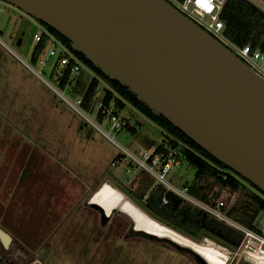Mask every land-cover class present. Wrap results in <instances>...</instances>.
Wrapping results in <instances>:
<instances>
[{
  "label": "rangeland",
  "instance_id": "rangeland-1",
  "mask_svg": "<svg viewBox=\"0 0 264 264\" xmlns=\"http://www.w3.org/2000/svg\"><path fill=\"white\" fill-rule=\"evenodd\" d=\"M248 1L264 13V3ZM224 29L225 37L230 39ZM36 32L45 37L41 52L46 59L44 66L38 63L36 54L33 59L38 44ZM19 38L21 43L16 45ZM0 39L13 52L0 43V228L13 237L9 248L2 249L1 264H199L190 251L170 241L145 237L147 234L135 229V222L126 212L111 211L104 221L91 207L93 188L104 179L115 182L135 205L139 203L134 194L137 189L131 191L134 185L129 183L136 164L130 173L120 172L122 167L117 164L116 175L111 161L120 152L118 144L139 156L162 145L171 148L162 141L163 130L128 103L117 114L132 119L135 132L128 127L112 130L91 111H86L87 115L113 140L86 123L24 62L40 70L44 79L72 101L80 92H74L71 85L76 84L81 91L94 72L80 60L71 84L61 88L57 76L63 66L54 56H48L51 39L45 26L4 1L0 2ZM107 86L98 79L95 102ZM178 158L179 163L173 165L167 178L178 185L195 183V168L186 158ZM232 176L233 185L209 176L212 182L204 187L215 196L228 197V208L239 209L243 201L264 200L246 181ZM252 221L257 227L264 225V210H257ZM241 262L239 255L229 254L226 264Z\"/></svg>",
  "mask_w": 264,
  "mask_h": 264
},
{
  "label": "water",
  "instance_id": "water-1",
  "mask_svg": "<svg viewBox=\"0 0 264 264\" xmlns=\"http://www.w3.org/2000/svg\"><path fill=\"white\" fill-rule=\"evenodd\" d=\"M1 1L59 32L104 76L264 194V75L168 0ZM92 206L108 220L101 205ZM0 240L10 242L2 228Z\"/></svg>",
  "mask_w": 264,
  "mask_h": 264
},
{
  "label": "trees",
  "instance_id": "trees-1",
  "mask_svg": "<svg viewBox=\"0 0 264 264\" xmlns=\"http://www.w3.org/2000/svg\"><path fill=\"white\" fill-rule=\"evenodd\" d=\"M220 18L225 23L224 32L232 41L240 46L250 44L253 48L264 52V13L257 10L253 4L246 0H225L224 7L220 12ZM40 23L44 25L43 22ZM47 28L67 47V49H69L79 60L84 62L94 72V75L81 91L77 90L76 84L71 85L74 92H80L77 96L81 97V106L83 109L94 112L97 119L101 121L103 118L102 111L100 109L95 110V104L98 100H101L105 106L113 105L116 113L124 110L128 103L154 121L165 134L162 141L169 146L176 148V156L186 158L195 168L197 181L193 184H189V191L203 201L213 203L220 197L219 194H216L215 196L212 192L205 189L204 185L209 184L208 182H212L208 181L209 176L215 178L216 181H219L222 184H234L235 178L228 174L229 172L227 169V171H225L226 179L218 174V167H225L223 164L214 159L163 116L154 115L145 104L138 101L137 98L118 81L110 80L104 76L100 70L95 68L81 53L73 51L70 48L69 40L59 32L49 26H47ZM43 39L45 38L42 37L41 40L37 42L38 44L33 52V59L36 55L39 56L38 54L42 50ZM74 64L75 61L71 59L70 62L62 68V75L58 80L61 88L67 87L73 81L74 77L71 76V67ZM98 79L104 80L108 86L103 89L102 97L95 102L94 94L98 88ZM121 118L127 122L129 120L125 117ZM124 127H128L130 131L135 132L134 126L129 127L128 124H125ZM157 150L165 151L167 148L162 145L158 147ZM234 174L236 177V173ZM237 177L243 179L239 175ZM243 180L247 182V180ZM143 181L145 185L142 190L139 187L134 191V194L139 202H137V205L150 217L197 242H199L202 237L207 236L230 250H236L239 247L242 241V234L238 230L171 193L167 194L169 202L164 204L162 202V186L154 185V181L149 175L144 177ZM260 209L264 210V200L259 203L243 201V204L239 209L236 206L228 208L226 203L225 212L242 224L259 231V228L256 225H253L252 220L256 211ZM242 211L244 215L242 214ZM145 237L152 240L167 241L149 235H146ZM199 264L201 263L199 262Z\"/></svg>",
  "mask_w": 264,
  "mask_h": 264
},
{
  "label": "built area",
  "instance_id": "built-area-1",
  "mask_svg": "<svg viewBox=\"0 0 264 264\" xmlns=\"http://www.w3.org/2000/svg\"><path fill=\"white\" fill-rule=\"evenodd\" d=\"M168 1L180 11L191 17L201 27L209 31L220 41L227 42V39L223 33V21L220 19V12L222 10L224 0ZM45 31L48 37L51 39V46H49L48 49V56H54L56 58V63L62 65L63 67L66 66L71 59H73L75 61V64L71 67V76H73V74L77 73L79 70L80 60L49 30L45 29ZM42 37H44L42 34L38 32L34 33V38L36 41H40ZM0 43L12 52L11 47L7 45L2 39H0ZM230 48L235 51L244 61L251 63L264 75V52L253 48L250 44L243 46H235L231 44ZM38 63L41 66H44V64H46V59L42 56H38ZM24 64L35 75L40 77L51 89L60 94L63 100L72 109L78 112L90 125L96 127L104 136L113 140L107 131L98 126V124L87 115L86 110L81 106L82 100L80 96H77L74 101L70 100L69 98L65 97L51 82L44 79L40 70L35 68L30 63L24 62ZM59 75H62V72ZM96 108L100 109L103 113V118L101 121L106 122V124L110 126V129L112 130H121L125 124H128L131 127L134 126L132 121L128 120L127 122L126 120L122 119L120 115L115 112L113 105L105 106L101 100H98L96 103ZM118 147L122 155L126 159H129L131 164H136V168L145 171L153 179L154 185L162 186V202L164 204L169 202L167 194L171 193L178 198L190 203L194 207L202 210L203 212H206L214 218H217L218 220L238 230L242 234V241L236 250H230L226 247L229 252L228 256L229 254L239 255V257L242 258V261L247 260L246 258L248 256H255V254L258 256H264V225L258 227L259 231H257L242 224L233 217H230L225 212L228 197L220 196L213 203L206 202L191 194L189 191V185L187 183L178 185L172 183L167 178V174L173 165L179 163V158L176 156V148H167L165 151L157 149L155 151H144L139 156L119 144Z\"/></svg>",
  "mask_w": 264,
  "mask_h": 264
},
{
  "label": "bare ground",
  "instance_id": "bare-ground-1",
  "mask_svg": "<svg viewBox=\"0 0 264 264\" xmlns=\"http://www.w3.org/2000/svg\"><path fill=\"white\" fill-rule=\"evenodd\" d=\"M92 201L101 204L107 213L114 209L126 212L135 222L133 223L135 229L152 233L156 237L168 238L181 246L191 248L203 256L209 264H225L228 259V250L223 245L209 237H205L202 242H197L170 229L150 217L137 204L135 205L122 193L107 184L92 197ZM246 259L255 264H264V256L255 254V256H248Z\"/></svg>",
  "mask_w": 264,
  "mask_h": 264
},
{
  "label": "crops",
  "instance_id": "crops-1",
  "mask_svg": "<svg viewBox=\"0 0 264 264\" xmlns=\"http://www.w3.org/2000/svg\"><path fill=\"white\" fill-rule=\"evenodd\" d=\"M43 51V48H42V50H41V52ZM41 52L38 54L39 56H41ZM56 66V65H55ZM61 77V75H58L57 76V79L59 80V78ZM74 77V76H73ZM90 80V79H89ZM96 105V104H95ZM95 110H97V108H96V106H95ZM130 121H132V119H130V118H128ZM85 123V122H84ZM86 123H88V122H86ZM90 125V124H89ZM130 127V126H129ZM134 127H135V124H134ZM103 135V134H102ZM122 160H124L123 162H122ZM127 161V162H126ZM111 164L113 165V166H115V170H114V173L116 174V175H118V170H116L117 169V167H116V165L117 164H119L122 168L120 169V172L121 171H125V173H130L131 172V166H133V164H131L128 160H126V158L125 157H123V155L120 153V152H117L116 153V155L114 156V158H113V160L111 161ZM133 167H135V166H133ZM147 174L145 171H143V170H141V169H139V168H136L135 167V169H134V174H133V178L130 180V179H128V180H130L129 181V183L130 182H133V185L134 186H132V188L130 189L131 191L133 190V188L135 189H138L139 187L141 188V190H142V188H143V186L145 185L144 184V181H143V179H144V177H146V176H144L143 174ZM148 175V174H147ZM114 176V178H115V175H113ZM113 182V181H112ZM111 181L109 182L107 179H104L103 181H102V183H98V184H96V186H98V187H95V188H97V189H95V188H93V190L94 191H92V197L98 192V191H101V188H104V185L105 184H107L108 186H110V187H112V188H114L115 190H117L118 192H120V193H123V191L121 190V188L118 186V185H116V183L114 182V183H112ZM100 184V185H99ZM128 195V194H127ZM128 197V196H127ZM129 198V197H128ZM92 203H96V202H93L92 201ZM98 204V203H97ZM99 205H101V204H99ZM102 206V205H101ZM91 207H93V206H91ZM103 207V206H102ZM98 213H99V215H100V212H99V210L98 209H96L95 207H93ZM114 210H116V209H114ZM114 210H111V211H114ZM110 211V212H111ZM106 212V211H105ZM107 213V212H106ZM4 230V229H3ZM5 231V230H4ZM5 232H7V231H5ZM8 233V232H7ZM9 234V233H8ZM10 235V234H9ZM10 241H11V235H10Z\"/></svg>",
  "mask_w": 264,
  "mask_h": 264
},
{
  "label": "flooded vegetation",
  "instance_id": "flooded-vegetation-1",
  "mask_svg": "<svg viewBox=\"0 0 264 264\" xmlns=\"http://www.w3.org/2000/svg\"><path fill=\"white\" fill-rule=\"evenodd\" d=\"M245 1V0H244ZM246 1H248V0H246ZM259 1H261L262 3H264V0H259ZM1 2V1H0ZM249 2V1H248ZM224 4H225V1H224ZM224 4H223V7H224ZM254 5V4H253ZM255 6V5H254ZM223 7H222V9H223ZM256 8H257V10H260L261 12H263L262 11V8H260L258 5H256L255 6ZM224 27H225V23L223 22V29H224ZM225 36V35H224ZM226 38V37H225ZM227 39V42H223L227 47H229L230 48V46H231V44L232 45H235V46H240V45H238L237 43H235L234 41H232L231 39H228V38H226ZM222 42V41H221ZM225 167H222V168H219L218 167V174L219 175H222L223 177H224V179H226V175H225V171H227L226 170V168L224 169ZM228 174L229 175H234L235 176V174H234V172H231L230 170H228ZM237 175V174H236ZM238 176V175H237ZM256 190V189H255ZM259 192V191H258ZM260 193V192H259ZM261 194V193H260ZM262 196H264V194H261ZM12 239H13V237L11 236V241H12ZM11 241L9 242V244H8V246H4L3 245V242L0 240V243L2 244V248H0V257H1V262L3 261V259H4V255H3V250L2 249H4V248H9V246H10V244H11ZM1 262H0V264H1Z\"/></svg>",
  "mask_w": 264,
  "mask_h": 264
}]
</instances>
